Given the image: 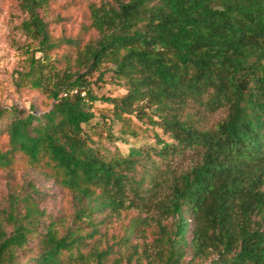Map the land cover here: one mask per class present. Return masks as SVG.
Listing matches in <instances>:
<instances>
[{"label": "trees", "instance_id": "obj_1", "mask_svg": "<svg viewBox=\"0 0 264 264\" xmlns=\"http://www.w3.org/2000/svg\"><path fill=\"white\" fill-rule=\"evenodd\" d=\"M16 1L34 47L15 86L49 105L0 109V264H119L113 244L127 264H264V0H98L85 43L51 37L52 0ZM104 66L125 92L100 99L110 115L97 120L86 77ZM192 109L224 116L205 129ZM131 116L168 140L104 147L103 126L111 144L136 139L113 131ZM29 172L68 194L71 212L47 214ZM131 212L109 244L102 228Z\"/></svg>", "mask_w": 264, "mask_h": 264}, {"label": "rangeland", "instance_id": "obj_2", "mask_svg": "<svg viewBox=\"0 0 264 264\" xmlns=\"http://www.w3.org/2000/svg\"><path fill=\"white\" fill-rule=\"evenodd\" d=\"M97 2L98 0H52L47 9L41 12V17L47 23L49 33L54 40L77 37L85 43L95 36L92 30L85 31V27L88 25V5ZM25 18L26 14L21 11L16 0H0V109L9 107L29 109L30 106H33L35 110L43 111L49 105L45 96L29 87L16 88L15 86L18 72L27 69L29 56L27 49L34 47V43H31L19 28L20 23ZM63 53H69L67 45H62L55 52V57H59ZM86 78L91 85L92 93L99 98L93 104L96 119L99 120L101 113L110 115V108L100 99L120 96L125 91L120 87L108 66L102 67ZM189 111L194 115L196 124L205 129L213 128L224 116L223 112L204 114L203 112H196L194 109ZM146 113L150 114L148 111ZM125 123L124 126L118 123L113 128L114 133H119L121 130L130 133L134 130L136 131V139L127 137L129 144L120 141L111 144L106 138L107 128L103 126L97 128L101 144L110 150H120L122 153H126L132 144H154L155 134L166 141L168 140V137L157 126L150 123L147 117L142 120L135 116L127 117ZM193 160L192 156H187L178 159L171 165L176 171H185L193 163ZM24 176L25 172L23 173L21 170L16 174L18 179ZM29 176L33 177L37 187L46 194V200L41 204V208L47 214L61 216L71 212V197L68 194L62 193L53 183L39 179L34 172H29ZM5 192L6 174L0 171V194ZM134 216H136V212L122 214L119 219L114 218L107 227L102 228L101 231L106 234L105 239L108 240L109 244H113L116 238L122 234L123 226L127 225ZM137 242L141 243L142 239L137 240ZM102 243L104 245V241ZM113 247L112 259L117 257L120 258L119 264H127L126 259L122 257L124 250L114 244ZM130 264H135L134 260Z\"/></svg>", "mask_w": 264, "mask_h": 264}]
</instances>
